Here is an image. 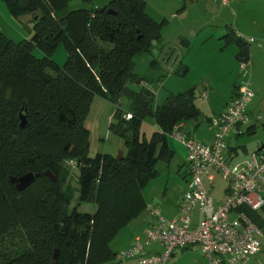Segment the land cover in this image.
<instances>
[{"label":"trees","instance_id":"1","mask_svg":"<svg viewBox=\"0 0 264 264\" xmlns=\"http://www.w3.org/2000/svg\"><path fill=\"white\" fill-rule=\"evenodd\" d=\"M68 1L1 0L11 17L34 13L35 20L26 41L14 43L0 34V264H49L54 250V264H112L109 241L145 208L141 191L156 175L155 162L172 153L167 135L178 122L199 115L195 88L168 94L152 108L150 90L128 86L142 80L133 72L134 57L149 52L162 27L146 15L143 0H109L101 9L57 18ZM223 38L234 44L235 59L246 62L247 43L229 34ZM58 46L66 54L60 66L49 59ZM33 49L43 57L35 58ZM185 71L182 66L179 73ZM94 95L116 105L108 129L124 147L119 160L88 155L83 120ZM19 113L25 119L21 128ZM147 116L155 129L145 139L139 127ZM229 151L236 147L229 145ZM67 161L74 163L76 189L68 182ZM25 173L41 175L17 191L9 178ZM82 203L94 210L78 211ZM247 213L263 227L257 212Z\"/></svg>","mask_w":264,"mask_h":264},{"label":"rangeland","instance_id":"2","mask_svg":"<svg viewBox=\"0 0 264 264\" xmlns=\"http://www.w3.org/2000/svg\"><path fill=\"white\" fill-rule=\"evenodd\" d=\"M108 1L91 0L90 3H83L80 0H69L64 10L56 13V17H62L66 12L73 10L101 9ZM143 2L146 15L156 23L162 24V27L159 39L151 43L149 52L134 57L133 72L142 80L138 84H128V86L134 90L140 87L150 90L153 93L152 108L162 104L168 94L201 87L204 96L201 94L193 98L194 105L199 111L198 118L183 121L178 133L199 142H207L211 131L208 129L206 118L218 112L235 85L243 78L238 68L240 61L235 59L236 48L234 44L226 43L222 36L223 33L231 35L227 28L237 25L243 30L240 32L242 39L252 40L247 43L249 59L244 62L246 70L243 76L253 92L246 109L252 112L253 116L257 115L260 118L255 122L251 133L241 131L239 135H232L237 144L235 157L237 159L242 157L241 146L252 150L257 144L263 143L264 0H229L227 6H221L215 0H143ZM0 34L4 39L14 43L26 41L32 35V23L28 24L11 17L0 2ZM32 55L37 59L43 57L37 49L32 50ZM49 59L54 64L62 65L66 59L62 46H58ZM182 66L186 67L184 74L179 73ZM115 107L116 105L98 95L92 97L83 120L88 131L89 156L101 153L115 157L118 148L124 152L121 139L108 129V124L113 120ZM119 110L121 112L126 110L124 99L120 101ZM154 129L152 118L147 116L140 123V136L148 139ZM166 142L172 152L169 159L166 161L159 159L155 162L156 175L141 191L144 202L150 203L161 215L166 213L169 215L173 212L186 188L187 179L183 146L171 135H167ZM66 166L70 168L68 182L73 189H76L73 176L76 171L69 161ZM223 187L224 182L216 176L210 190L214 201L221 197ZM74 204L75 202L72 201L71 205ZM77 210L92 212L94 205L82 203L77 206ZM257 213L264 223V204ZM147 216L150 218L145 207L139 219L142 220ZM198 218V214L193 215V220ZM129 225L132 224L120 229L109 242L111 250H117L114 246L124 244L126 237L123 239L120 235L131 229ZM259 230L261 233L258 239L261 249L254 257V262L264 264V224ZM114 257H117L116 254Z\"/></svg>","mask_w":264,"mask_h":264},{"label":"built area","instance_id":"3","mask_svg":"<svg viewBox=\"0 0 264 264\" xmlns=\"http://www.w3.org/2000/svg\"><path fill=\"white\" fill-rule=\"evenodd\" d=\"M215 1L221 6L229 2ZM238 68L243 78L235 85L223 110L208 117L209 142L179 135L182 122L175 124L168 134L183 146L186 160V189L176 216L164 218L155 207L146 204L153 223L118 252L119 258H136V264H164L175 248L194 245L206 264H260L249 262L261 249L258 239L261 232L247 212H258L264 204V143L235 161L229 151L228 137L232 130L251 119L246 106L253 92L243 76L245 63L240 62ZM123 118H130V114L124 113ZM259 118L255 116L254 120ZM216 176L224 187L221 197L214 201L210 190ZM195 214L199 218L193 220ZM148 245L159 246L161 250L147 254Z\"/></svg>","mask_w":264,"mask_h":264},{"label":"crops","instance_id":"4","mask_svg":"<svg viewBox=\"0 0 264 264\" xmlns=\"http://www.w3.org/2000/svg\"><path fill=\"white\" fill-rule=\"evenodd\" d=\"M0 2H1V0H0ZM2 3V2H1ZM229 3V2H228ZM239 29V30H238ZM229 30L232 32V34L231 35H233V36H235V37H239V38H241L242 39V36L240 35V32H243V30H241L237 25H236V27H231V28H229ZM225 31H226V28H225ZM226 35V33H223V35L222 36H225ZM251 40V39H250ZM252 41V40H251ZM184 42L182 41V43L181 44H183ZM249 46H248V44H247V50H248V58H247V61H248V59H249ZM252 55V54H251ZM252 57V56H251ZM245 70H246V64H245ZM240 72V71H239ZM241 73V72H240ZM241 77H242V74H241ZM203 89H201V91H198L197 92V95H203ZM232 92L233 91H231L230 92V94L228 95V98H227V100L224 102V104H223V106L218 110V112H216V113H219L220 111H222L223 110V108H224V106H225V104H226V102L228 101V99L231 97V95H232ZM251 101V100H250ZM249 101V102H250ZM247 110V109H246ZM216 113H212V114H216ZM211 114V115H212ZM247 114L251 117V119L249 120V122H247V123H245V124H241V125H238L237 127H236V130H234V133H231V135H229V137H228V139H229V141H230V139H233V146H235L236 148H237V144L235 143V140H234V136H232L233 134L234 135H239V134H241V131H246L247 130V127H252V129L254 128V124H255V120H254V117L255 116H253V114H252V112H250V111H248L247 110ZM210 115V116H211ZM257 116V115H256ZM208 118V117H207ZM183 125V124H182ZM243 126H245L244 127V129H242V127ZM210 141V139L207 141V142H209ZM264 143V142H263ZM262 142L261 143H259V144H257L252 150H254V149H256L258 146H260L261 144H263ZM239 147V146H238ZM241 148V150H242V152H243V155H242V157L241 158H244L247 154H248V152H250V151H252V150H247V149H245L244 148V146H241L240 147ZM121 152H122V154H123V150L121 149V148H118ZM232 152V151H231ZM232 154L234 155V159H233V161H235V160H238L237 159V157H235L236 155H237V149H236V151H233L232 152ZM241 158H239V159H241ZM186 161V160H185ZM187 178V177H186ZM186 181H187V179H186ZM186 189V188H185ZM181 199V198H180ZM180 199H179V201L176 203V205H175V208H174V210H173V212L171 213V214H169V215H167L168 213H166V214H162L161 215V213H160V215L161 216H163L164 218H167V219H170V218H173L174 216H176V214H177V207H178V204H179V202H180ZM147 204V203H146ZM148 204H150V203H148ZM166 204V203H165ZM151 205V204H150ZM140 216V214L136 217V218H134V219H132L128 224H132L133 226H135V227H133L132 225H129V226H131L130 228L131 229H127L125 232H123V233H121V235L120 236H123V239H124V237H126V240H125V242H124V244H122V245H119V246H114V244L112 243V245L115 247V248H117V250H111V251H113L115 254H116V256H117V253L120 251V250H122V249H125V248H127L131 243H132V240H133V237L135 236V235H138V236H140V235H142L144 232H145V230L147 229V228H149L150 227V225L153 223V219L150 217H144L142 220H140L139 217ZM127 226V225H126ZM120 231V230H119ZM118 231V232H119ZM117 232V233H118ZM120 234V233H119ZM126 234V235H125ZM112 240V239H111ZM110 240V241H111ZM109 241V242H110ZM112 242H114V241H112ZM110 246V245H109ZM110 248V247H109ZM160 247L159 246H156V245H148V246H146L145 247V251H146V253L147 254H153V253H158V252H160ZM197 250H199L198 249V247L197 246H194V245H191V246H185V247H183V248H175L173 251H172V253H171V255H170V257H169V259L164 263V264H206V261H205V259L203 258V257H201V255H200V251H197ZM116 251H118L117 253H116ZM256 256V255H255ZM254 256V257H255ZM254 257H252V258H250V260H249V262H254L255 260H254ZM112 264H136V258H131V259H121V258H119L118 256L117 257H114L113 258V260H112V262H111Z\"/></svg>","mask_w":264,"mask_h":264},{"label":"water","instance_id":"5","mask_svg":"<svg viewBox=\"0 0 264 264\" xmlns=\"http://www.w3.org/2000/svg\"><path fill=\"white\" fill-rule=\"evenodd\" d=\"M108 13H110V12H108ZM17 19L19 21H25L26 23L31 24L35 20V17H34V13H30L29 15L19 16V17H17ZM198 91H201V87H196L193 90V98L197 96ZM18 117H19L18 126L21 128L25 123V119H24V116L21 115L20 113H19ZM232 133H234V130H232ZM229 144H230V147H233V139H230ZM122 155H123L122 152L120 150H118V152L114 158L116 160H119L122 157ZM43 174L46 177H48L51 181L55 180L54 176L49 171H45ZM40 175H41V173H35V174L25 173V174H23L17 178L10 177L9 183L11 185H13V187L17 191H20V190L24 189L26 186H28L34 180L35 177H38ZM74 233H75V229L73 228L69 233V237L74 235ZM56 257H57V250H54L53 255H52V259L49 262V264H54Z\"/></svg>","mask_w":264,"mask_h":264}]
</instances>
